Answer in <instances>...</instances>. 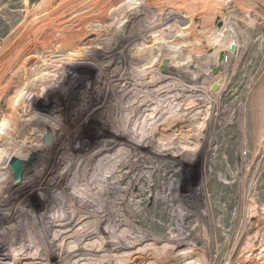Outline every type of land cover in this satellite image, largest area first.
<instances>
[{"label":"rangeland","instance_id":"obj_1","mask_svg":"<svg viewBox=\"0 0 264 264\" xmlns=\"http://www.w3.org/2000/svg\"><path fill=\"white\" fill-rule=\"evenodd\" d=\"M65 3L57 17L74 9L80 35L71 47L110 52L104 67L82 60L90 66L55 71L70 62L54 49L61 32L28 28ZM109 7L101 26L72 28ZM45 70L69 78L47 87L49 100L45 86L30 99L42 121L27 124L19 108L16 139L0 126V150L35 156L18 185L14 171L0 182V264H139L161 250L190 264H264V0H0V123ZM2 77H12L7 86ZM168 81H182L191 99ZM139 130L148 148L116 142ZM103 139L106 153L72 166Z\"/></svg>","mask_w":264,"mask_h":264},{"label":"bare ground","instance_id":"obj_2","mask_svg":"<svg viewBox=\"0 0 264 264\" xmlns=\"http://www.w3.org/2000/svg\"><path fill=\"white\" fill-rule=\"evenodd\" d=\"M147 1L148 0H126V2L128 3V5H131V4H140V5H146V3H147ZM74 2V1H73ZM112 2V1H111ZM78 3V2H77ZM77 3H74V4H77ZM109 3V2H108ZM113 3H115L114 1H113ZM67 3H65L64 5L62 4V6H60V8H56V10L54 11V12H52V13H45V15H41V16H39V17H37L34 21H32L31 23H28V28L29 29H31V30H33V31H35L36 29H40V27L41 28H47L46 26H48V25H50V24H52V25H54V28L55 29H57L59 32H61V35H59L57 38H56V42H59L60 44H57V43H55V46H54V49H58L56 46L57 45H59L60 46V49L62 50V52H63V54L61 55V53H60V56H62V57H64V56H68V57H70L69 58V60H70V62H68V63H66L65 65H64V67L63 68H60V67H55V71L56 70H59V69H64L66 72L67 71H69V70H71V69H75V66L77 67V69H75V70H78V69H80L82 66H84V65H89L88 63H82V64H78V62H82V60H86V61H91L92 63H94V61H96V63L100 66L99 68H102V67H104V64H106V62H107V60H106V56H107V54H109V53H105V54H102V55H99V53L97 54V52H96V54L95 53H86V51L85 52H83V50L81 49V48H79V49H73L72 47H71V43L73 44H75V42L78 40V39H80V35L79 34H77L75 31H73L72 29H71V19L73 18H70L71 17V14L69 13V12H73L74 11V9H72V10H70V11H68V12H66V14L65 15H63V16H60L59 18L57 17L58 16V14H60V13H62V12H65L66 11V9L69 7H67V5H66ZM71 4V3H70ZM69 4V5H70ZM73 3L71 4V6L72 7H70V8H75V7H77L78 5H74ZM105 5V4H104ZM111 5V4H110ZM109 5V6H110ZM113 5V4H112ZM108 6V5H107ZM115 6V5H114ZM117 6V5H116ZM123 6H124V4H122L120 7L121 8H123ZM115 8V7H114ZM111 9V7H109V8H106L105 9V11H104V13L100 16V18L98 17V19H100L99 21H94L93 20V22L91 21V23H84L83 24V26H80V25H72V28H74V29H78L77 27L79 26V27H81L80 29H81V32H84V31H86L85 29H87L89 26H91V27H94V25L96 26H99L100 24L99 23H101V22H103L104 21V19H106V18H108V13H110L109 11H111L110 10ZM104 10V9H103ZM102 12V11H101ZM111 13H112V11H111ZM113 16V15H112ZM48 17V19H46ZM69 18V19H68ZM115 19H116V17H115ZM124 19H126V18H124ZM121 21V20H120ZM120 23V22H119ZM122 23L123 22H121L120 23V25H122ZM101 26V25H100ZM53 28V29H54ZM102 28V27H101ZM120 28V27H119ZM68 30H72V32L73 33H71V34H69L67 31ZM107 32V31H106ZM82 34V33H81ZM114 39H116V38H114ZM128 39V38H127ZM109 42V41H108ZM54 43H48V42H43V43H41V45H42V48L45 50V51H47V50H50L51 48H52V45H53ZM107 44V43H106ZM110 47V46H109ZM89 48V47H88ZM105 48V47H104ZM59 49V50H60ZM109 49V48H108ZM179 49V48H178ZM65 50H67V52L65 51ZM68 50H70V51H68ZM74 50H76V51H74ZM110 50H112V48L110 49ZM168 50V49H167ZM103 51V50H102ZM50 52H52V53H50V54H53V55H51L50 57H48L47 59H50V58H53V57H55L56 56V54H54V52H55V50H52V51H50ZM113 52V51H112ZM110 55V54H109ZM118 55V54H117ZM226 56H224L223 55V57L222 58H220L219 60H218V62L219 63H221L222 61H223V59L225 58ZM104 59V60H103ZM164 60V59H163ZM37 62H33L32 64H30L29 66L30 67H34V66H36V65H38V64H40V62L38 61V60H36ZM164 61H166V60H164ZM167 63L168 62H164V63H162L161 62V64H162V66L165 64V66L167 65ZM90 66V65H89ZM168 66V65H167ZM110 67V66H109ZM34 69V68H33ZM168 71L170 70V71H172L171 69H170V67L168 66L167 68H166ZM22 70V69H21ZM21 70H19V71H17L16 73H19ZM63 71V70H62ZM57 72H59V71H57ZM56 72V73H57ZM105 72H108V73H110L111 72V70H109V69H105ZM157 73V72H156ZM44 74H45V76H41V75H38V74H36L35 76H34V79H33V81H32V83H30L29 85H27V87L25 88V89H23V90H20L19 92H17V96H16V98H15V100H14V102L12 103L13 105L11 106V110H10V116L8 117L9 118V121L8 122H5V120H3L1 123H0V126H4V127H9V129H11V132L13 133V135H14V137H15V139H16V137H17V135L19 134V132H20V129H21V122H19L18 120H16L15 119V115H14V111H17V112H21V111H19V108H25L26 109V111H24L26 114H25V116L23 117V118H28L29 120H27L28 121V123L27 124H35V123H38V122H40V121H42V117H41V115H40V113H41V111L43 112V109L42 108H39V106H38V103H37V105L36 104H34V103H32V100L30 101V99H32V98H36V97H38L37 96V94H38V91L39 92H41L40 90L43 88V86H45V88H43V92L45 93V96L46 95H48L45 99H48L49 100V98H50V95H49V93H48V91H47V87H48V89H49V86H53L55 89L56 88H58L59 87V90H60V87H62L61 86V84H62V82H65V80H66V78L68 77L69 78V75L68 76H65V75H62V77L61 78H57L56 76H57V74H54V71H44ZM111 75V74H110ZM124 75V74H123ZM130 76H132V75H130ZM73 77V76H72ZM164 77H166L168 80L169 79H171L172 78V76H168V75H166V76H164ZM63 78V79H62ZM118 78V77H117ZM134 78V77H133ZM11 79H12V77H10L9 78V80L8 79H6L5 77H2V80L1 81H6V84H5V86H7L8 84H9V82L11 81ZM71 79V78H70ZM121 79L122 80H130L131 79V77H124V76H121ZM153 79H155V75H152V76H150V77H148V79H147V81H153ZM44 80V81H43ZM119 80V79H118ZM47 83H46V82ZM60 81H61V83H60ZM52 83H53V85H52ZM122 83V82H121ZM169 83V84H168ZM168 83H166V87L167 86H169L170 85V82L168 81ZM76 84V83H75ZM72 85V84H71ZM150 86V85H149ZM170 86H172L170 89H175V87L176 88H180L179 90H178V92H181L182 93V98H185V99H187V100H190L191 99V95L190 94H188L189 93V90H188V88L187 87H185L184 86V84H182V81H181V83H179V84H177V85H175V83L174 84H171ZM165 87V88H166ZM191 88V87H190ZM157 90L159 91V89L157 88ZM177 90V89H176ZM168 90H164L163 92H161V93H164V92H167ZM173 91H175V90H173ZM42 92V93H43ZM46 93H48V94H46ZM160 93V94H161ZM168 93V92H167ZM159 94V95H160ZM165 94V93H164ZM163 95V94H162ZM165 95H167V94H165ZM172 95V94H171ZM41 96H43V95H41ZM127 98H129V97H127ZM163 98V97H162ZM179 98V97H178ZM44 99V100H45ZM47 100V101H48ZM186 100V101H187ZM29 101V102H28ZM38 101V100H37ZM128 101V100H127ZM35 102H36V100H35ZM140 102V101H139ZM142 103H140V105L142 106V107H145L144 108V113H146L148 110H149V108H148V103H147V100H144V101H141ZM157 102V101H156ZM172 102H170V104H171ZM193 103V102H192ZM170 106V105H169ZM140 107V106H139ZM130 108V107H129ZM13 110V111H12ZM151 111H152V109H151ZM44 113V112H43ZM16 114V113H15ZM133 114V113H132ZM13 115V116H12ZM28 115V116H27ZM146 116V115H145ZM7 118V119H8ZM19 118H22V117H19ZM140 118V117H139ZM145 119V118H144ZM146 122H149V119L147 118V116H146ZM151 121V120H150ZM140 125V124H139ZM143 127V126H142ZM139 129V128H138ZM131 132V131H130ZM145 131H144V133L143 132H140V130H139V134L137 133L136 135H135V137L134 138H131V137H128V135H126V133H121L120 132V134H118L116 137L118 138V140L116 141V142H123V144H125L126 146H128V147H131V148H136V149H138V148H148L149 147V145H150V142H151V140H149L148 142H146L147 140L145 139ZM114 139V138H113ZM2 140V138H0V142H1V146L3 147L4 146V143H3V141H1ZM115 140V139H114ZM107 142H108V140H105V139H103V141H102V145H100V149H98V150H96L95 152H94V148L92 147L91 149H89L87 152H85L84 153V155H79V157L77 158V159H72L73 160V165L72 166H74V164H78L79 165V163H82L83 161H82V159L83 160H85L86 162H92L93 161V159H95L94 157H100V156H102L104 153H106L108 150V148L106 149V144H107ZM82 152V151H81ZM12 155H13V157H12ZM23 155H24V152H22V155L19 157V158H24L23 157ZM17 156H18V154H16V153H14V152H10L9 153V150L7 149V148H4V150H0V162L1 161H3L2 162V164L3 165H5V168H1L0 169V182H2L3 180H6L7 179V177H8V175H10V173L12 172V171H14L13 170V168L10 166V160H11V158H17ZM18 158V159H19ZM68 166H71L69 163H66ZM89 165V164H88ZM93 166V165H92ZM91 166V167H92ZM91 167H89L90 169H91ZM5 169V173H3V171L2 170H4ZM86 171H88V170H86ZM3 173V174H2ZM84 175V174H83ZM1 186V185H0ZM3 187V186H2ZM1 188V187H0ZM66 198H68V197H66ZM62 199H65V198H62ZM61 199V200H62ZM69 200V199H68ZM64 201V200H63ZM262 237V236H261ZM262 239H264V234H263V237H262ZM78 241V240H77ZM85 241V240H84ZM252 248H254V247H252ZM149 250V249H148ZM182 251V250H181ZM255 251H257V248H254L253 249V251H251V252H255ZM134 253H135V251H133ZM137 252H139V251H137ZM193 253L192 254H195V252L194 251H192ZM86 253V252H85ZM144 253V255H140V257H138V259H141L142 257H144V259H142L141 261H139L140 263L139 264H176L180 259H181V257L184 259V262H186L187 264H190L191 262H187V261H189V260H191L190 259V256H186V254L185 255H183V256H178V255H175V253L173 252V251H164V250H161V255L163 256L162 257V259L160 258V256H157L156 254H157V252L155 253H153V255H155V256H157L156 258L155 257H153V259H147V257H148V255H150V254H148V255H145V252H143ZM249 254H250V252H248ZM71 254V253H70ZM77 254H79V253H77ZM90 254V253H89ZM190 254V253H189ZM201 253H197L196 255L198 256H200V258H201V255H200ZM83 256V255H82ZM152 256V255H151ZM192 256V255H191ZM249 258H250V255H247ZM96 257V256H95ZM145 257H146V260H145ZM63 258V257H62ZM97 258V257H96ZM136 258V257H135ZM87 259V258H86ZM86 259H84V258H82V259H79V260H77L76 262H75V264H89L88 263V261L86 260ZM94 259V261H97L95 258H93ZM202 259V258H201ZM59 260V259H58ZM143 260H144V262H143ZM169 261V262H168ZM168 262V263H167ZM1 263V262H0ZM6 264V263H5Z\"/></svg>","mask_w":264,"mask_h":264},{"label":"water","instance_id":"obj_3","mask_svg":"<svg viewBox=\"0 0 264 264\" xmlns=\"http://www.w3.org/2000/svg\"><path fill=\"white\" fill-rule=\"evenodd\" d=\"M218 88V84H214L211 88V92H214ZM48 141V138H46ZM34 154H31L28 156L26 160H21L18 158H11L10 160V166L14 170V176H13V184L18 185L21 180L24 172L31 167V164L34 161Z\"/></svg>","mask_w":264,"mask_h":264}]
</instances>
